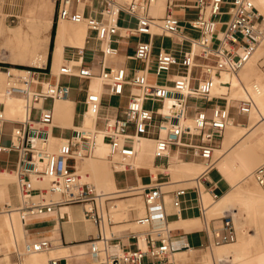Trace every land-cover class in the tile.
Returning a JSON list of instances; mask_svg holds the SVG:
<instances>
[{
	"label": "built area",
	"instance_id": "1",
	"mask_svg": "<svg viewBox=\"0 0 264 264\" xmlns=\"http://www.w3.org/2000/svg\"><path fill=\"white\" fill-rule=\"evenodd\" d=\"M85 1L76 0L77 4ZM103 1L105 6L101 18H95L77 10L72 12L73 0H57L58 19L86 24L104 44L99 75L91 67L66 64L59 70V76L84 80L99 78L109 87L112 96H124L129 87L128 105L123 115L100 125L98 115L102 108V96L88 92L85 103L87 112H96L94 125L85 127L82 124L78 129L73 128L71 136L56 151H50L48 144L53 134L55 115L53 108H45L43 104L67 100L70 86L59 81L43 85L32 70L16 74L7 67L3 69L7 86L0 90V126L11 121L5 116V103L1 100L5 97L18 95L23 98L25 118L12 130L10 146L2 145L3 131L0 128V154H18L17 188L22 201L15 209L25 225L30 220L54 212L59 206L81 205L84 218L93 222L99 230L98 237L91 240L90 251L94 259L88 264H171L169 256L175 249L164 211L165 184L151 178L148 185L124 190L135 191L125 195L142 196L147 208V214L136 220L137 224L147 227L144 246L138 245V249L132 251L114 243L111 235L106 236V226L113 223L105 205L112 200L108 196L110 194L98 193L95 185L81 182V177L76 174V163L95 156L97 138L101 136L110 148L108 158L114 164H124L122 171L134 169L132 160L137 154L136 144L140 138H150L155 142L156 157H169L172 148L184 149L190 158L205 162L207 170L216 166L218 160H214V152L233 119V106L226 95L213 96L214 77L220 76L223 71L231 74L241 71L264 37V16L251 0H185L188 4L183 0H165V13L160 18L151 14L156 0ZM185 9L193 10L192 18L184 20L177 13ZM122 15L135 21L134 27L128 25L125 29L128 35L148 38L138 43L134 56L130 57L144 64V68L135 70L132 76L124 67L106 66V59L119 53L113 43L119 33ZM223 16H228V19L223 21ZM157 37L172 39L171 49L161 47L155 53ZM195 41L199 46L197 53H193ZM188 45L189 49L186 48ZM195 69L201 70L200 77H195ZM193 81L198 82L196 88L192 87ZM38 84L40 89L35 88ZM188 88L192 91L185 93ZM246 94L236 109L239 115L249 116L255 107V100L249 90ZM167 98H174L183 104L184 113L176 116L163 113L161 108ZM191 100L196 103L191 105ZM215 100L225 101V104H214L209 108L208 105ZM199 101L204 104H198ZM149 102L162 103V106L149 108ZM34 110L39 111L38 118L34 116ZM116 156L128 161L115 160ZM40 160L42 166L39 165ZM203 174L193 179L194 185L173 190L171 201L173 207L179 210L186 196L194 192L196 207L208 223V210L219 196L212 194V203L205 202L207 190L201 182ZM253 175L257 183L264 186V165L258 167ZM32 177L55 178L61 183L50 188H35ZM210 221H221L214 231L212 246L237 242V229L229 212ZM51 248L48 240L27 241L23 251L16 247V253L22 258L31 253L48 252ZM62 261L61 258H53L49 264H62Z\"/></svg>",
	"mask_w": 264,
	"mask_h": 264
},
{
	"label": "crops",
	"instance_id": "2",
	"mask_svg": "<svg viewBox=\"0 0 264 264\" xmlns=\"http://www.w3.org/2000/svg\"><path fill=\"white\" fill-rule=\"evenodd\" d=\"M124 2L125 0H121ZM161 1V2H160ZM186 2L185 0H183ZM232 0H227L230 2ZM55 0V8H56ZM165 0H158L156 7L152 8L151 14L154 17L160 18V8L158 3L164 4ZM188 4V2H186ZM28 5V0H0V22L5 24L4 19L12 20L13 22L17 19L24 17L26 7ZM105 3L103 0H87L77 4L76 0H73L72 12L76 10L84 13L86 16H92L95 18H101V12L104 9ZM165 13V10H164ZM182 19L187 20L193 17L194 12L190 9L178 10L177 12ZM22 21L18 26L12 27L9 30L8 34H5V40L9 45L10 54L3 56L0 55V71H3L4 68L8 66H30V54L28 52L20 53L15 49L18 36L26 30V25ZM55 26V33L52 42V28ZM65 27V34L62 38L59 39V30L61 27ZM128 25H121L119 23V33L114 37L113 46L118 49V56L108 57L106 59V66L108 67H124L127 69L130 76H132L135 70H141L144 68V64L139 61L130 59L134 56L136 47L140 41L147 40V36H138L135 34L128 35L127 28ZM134 27V26H131ZM82 31L85 29V37L79 38L77 36V30ZM13 34V35H12ZM190 34V33H188ZM156 41V39H155ZM177 41V40H176ZM172 42V39H171ZM176 46V45H174ZM164 47L163 45L158 47L155 42V53L158 50ZM187 48V47H186ZM104 44L96 38L95 32L89 30L84 23L76 24L70 20H60L57 18V8L56 16L51 20L49 30L47 33L46 41L42 46V51L46 56V61L42 66L31 65L35 72L38 82L40 84L46 85L47 83H55L59 81L63 84H67L71 88L70 97L67 100H61L63 102H71L70 109L72 112L71 126H63L61 124H56L53 127V142L51 143L54 150L58 148L62 139H67L71 136L72 129L75 127H80L82 124H85L86 119L88 118L87 107H86V97L88 92H95L92 90L93 80H84L78 77H71L60 75L55 73L57 68L61 69L66 64H81L83 66L91 67L97 75H99L101 70V62L104 59L103 56ZM14 56V57H13ZM263 68L261 71L264 73V53L259 57V63L257 66ZM260 67V68H261ZM10 68V67H9ZM13 68V67H12ZM259 68V67H258ZM259 68V69H260ZM19 69V68H17ZM98 77V76H97ZM65 80V81H64ZM78 81V84L75 85L74 82ZM40 84L36 85L35 88L40 89ZM130 88H126L124 96H112L109 94V87L102 85L100 93L102 96V108L100 111L99 124H103L106 120L120 117L123 115L127 105L129 97ZM82 94L84 95L83 99L81 98ZM18 96V95H15ZM21 97V96H19ZM22 98V97H21ZM124 98H127V105L120 106L114 103H111L112 100L117 99L119 102H122ZM80 104L84 105V109L80 111ZM214 104L224 105L225 101L215 100ZM45 108H53L55 115L56 102L52 103L47 101L43 104ZM166 109V104L162 111ZM6 112V104H5ZM192 113V111L190 110ZM237 112L236 106H233L231 114ZM211 113V110H209ZM238 113V112H237ZM96 114V112H95ZM93 115L96 117V115ZM34 116L38 118L39 111L34 110ZM56 116V115H55ZM85 116V117H84ZM245 122H236L233 118V121L238 124L244 123V125L249 124V116ZM78 119L80 123H77ZM10 120V119H8ZM55 121V120H54ZM21 122L19 120H11L4 123L0 128L3 131L4 137V128L6 124H12L13 129ZM94 121L90 122L88 125H94ZM85 124V126H88ZM12 129V130H13ZM59 130L61 132H69V136L56 135L55 131ZM12 133V132H11ZM2 137V140H3ZM150 139V138H148ZM152 140V139H150ZM59 141V142H58ZM153 141V140H152ZM223 143V142H222ZM105 144V143H104ZM222 145V144H221ZM220 144H218V147ZM9 155L11 153H1L0 154V168L16 171L18 164V154L15 164L12 166L9 160H4L3 155ZM108 158V157H107ZM107 158L100 159L96 164V180L98 183L102 182V177L107 172V170H113L112 177L114 182V187L107 186L102 188L103 192H98L101 194H111L116 195L117 199L125 195L124 190L148 185L151 182V178H156L159 182L165 184L164 188H170L169 190H164V211L167 215V221L171 229V242L175 251L169 256L171 264H217L216 262L209 263L206 260L207 254L205 251L212 248L211 243L214 240V231L219 228L221 221H209L208 223L203 220L201 217L200 211L196 207L195 193L190 192L185 201L183 202L179 210L175 209L171 201V192L173 190L184 188L185 185L189 184L190 180L195 179L199 175L203 174L201 180L203 186L207 190L205 194L207 198H210L212 194H218L219 197L229 193L233 190V184L228 176L225 175V169L218 163L213 168L205 171L203 170L195 178L188 179H177L173 180V175L176 177H189L194 176L195 169L198 170V166L206 167L205 162L190 158L187 152L184 149L172 148L170 151L169 157H156L154 155L153 167L148 166H135L133 170L122 171L123 168L114 169V163H112V168L109 166ZM122 158V157H121ZM191 162L189 160H192ZM127 160V159H126ZM219 160V159H218ZM128 161V160H127ZM218 162V161H217ZM78 163V162H77ZM76 163V164H77ZM177 163V164H176ZM195 164L197 168L193 169L192 173L185 171L187 169L181 168V164ZM103 164V165H102ZM121 165V164H118ZM124 165V164H123ZM78 167L83 169V162L78 164ZM206 169V168H205ZM84 170V169H83ZM229 170V169H228ZM171 171V172H170ZM2 173V172H1ZM4 174L13 175V173L3 172ZM118 173L130 174L129 180L126 183H119ZM198 174V173H197ZM95 176V175H94ZM188 187V186H186ZM264 190V186H263ZM138 195V194H134ZM135 198H126L118 200V204L121 205L122 212L117 213V216L123 215L124 218L118 222H113L110 226L111 236L114 239V243H119L122 248L136 251L138 245L144 246V239L146 237L147 227L142 226L136 223V220L144 217L147 214V208L144 203L142 196ZM142 198L143 204L139 201V198ZM130 201H134L137 206H130ZM20 202H17L15 199L12 200V204L2 203L0 200V208L7 209L8 206L16 205L19 206ZM214 205L210 206V209ZM15 207V206H13ZM209 209V210H210ZM0 210V212L2 211ZM209 212V211H208ZM235 222V220H234ZM134 225H139V228H133ZM30 227H36L35 230H31ZM117 228L118 230H113ZM25 234L23 238L25 243L28 241H40L48 240L52 244L50 251L46 252V263L49 264V261L54 258L53 252L57 253L62 248H68L72 258L60 257L63 261L75 262V254H83V258L80 261V264H88L94 259L91 251L90 244L93 238H97L99 234L98 227L91 222L86 220L83 214V206L81 205H64L57 207L54 212L43 215L36 219L30 220L27 225H24ZM3 232V233H2ZM254 231L252 234H254ZM107 234V232H106ZM7 236V237H6ZM25 236V237H24ZM4 237V238H3ZM136 237V238H135ZM249 238V237H245ZM5 239V240H4ZM6 241V242H5ZM15 242V248L13 251H10L9 247L12 244L10 236L4 230L0 228V264H33L32 255H25L22 258H19L16 253V247L19 251H23V247L17 242V238L13 239ZM9 243V244H8ZM61 247V249H60ZM76 248V249H75ZM59 249V250H58ZM79 250V251H78ZM214 252V251H212ZM211 253V252H210ZM89 256V257H88ZM92 256V257H91ZM87 257V258H86ZM235 260V261H234ZM234 261V262H233ZM250 261H254L257 264H264V249H255L252 248L249 254V260L247 264H251ZM85 262V263H84ZM149 262V260H148ZM219 264H240V259H233V256L229 260H223L218 262Z\"/></svg>",
	"mask_w": 264,
	"mask_h": 264
},
{
	"label": "bare ground",
	"instance_id": "3",
	"mask_svg": "<svg viewBox=\"0 0 264 264\" xmlns=\"http://www.w3.org/2000/svg\"><path fill=\"white\" fill-rule=\"evenodd\" d=\"M251 1L259 10L260 14L264 16V0H251ZM157 2L158 0L154 2V4L151 7V10L152 8L156 7ZM158 6L160 8L159 11L161 16L162 12L165 10V6L164 4H160V3H158ZM51 20H52V16L50 15L49 12V0H35L33 5L28 7L25 11L23 24L26 25V30L23 31L18 36L15 49L17 50V52L19 51L22 54L28 52L30 54L29 62L31 63V65L42 66L46 61V56L42 51V46L46 41ZM79 30L80 29L77 30V36L83 39L85 37V29L82 31ZM64 34H65V27L62 26L59 30V39L62 38ZM262 40H261L262 43L260 42L261 44H259L257 47L258 50L256 49L257 52L255 51L253 56L247 61V63L244 65L241 71H239L237 74H231L229 72L223 71L220 76L214 77L215 87L213 90V95L215 96L228 95L229 99H234V98L238 99L240 96H242L243 92H245V97H246L247 96L246 92L249 89L255 100V107L252 109L253 111H251L249 114V121H250L249 124L247 125L238 124L235 123L233 119H231L225 131L226 134L224 136V140L221 145V150H223L225 157L221 162H219L220 164L219 166H221L223 170L226 168L225 175L228 176V178L231 180L233 184V189H236L238 191L237 192L230 191L229 193L219 197L214 202V204H212L214 206L211 209L209 208L210 210H208L210 212L209 215L212 217L216 216L219 213H222V215H224L227 212H229L232 215V217L236 218L235 215H237V212H233L234 211L233 207L235 206L236 203H241L246 208L245 209L246 217L250 219H257L259 217L264 218V190L261 189L260 192L258 193V191L252 190L251 187H247L245 184L247 181V177L249 176V175H245L248 168L251 167L254 163H256L260 158L264 157V86L262 84L255 83L253 85H250L249 88H246L244 85L245 82L243 81L245 79H249L253 77V72L255 70L259 72L258 75L261 76V70L258 68L257 62L259 59L258 55L263 51L262 49H264V37L262 38ZM197 52H199V46L195 41L193 45V53H197ZM11 69L12 72L14 73H26L27 71L24 69H17V68H11ZM3 76H4L3 71H0V83H1V79H3ZM101 84L104 85L99 78L94 79L92 83V90H94L95 93L99 92ZM189 91H192V89L188 88L185 93H188ZM1 100L6 104L5 116L7 119L17 120L16 118L24 116L21 122L24 120L25 109H24L23 98L19 96H9L2 98ZM71 104H72L71 102H63L61 100L56 101L55 114L59 116L64 126L72 125L71 124L72 112L70 109ZM165 104H166V109L164 112L162 111L164 107L161 108V111L163 113H165L168 110L171 112V114L170 113L167 114L176 116L180 113L175 112V109L180 108L184 110L183 104H181L178 100L174 98L165 99L164 105ZM182 113H184V111ZM88 114H89L88 118L85 121L86 125L90 124V122L93 121L95 122V118H96L95 116H93L95 114L94 110H89ZM188 122L191 124L190 119ZM90 126L93 125H88L85 127H90ZM78 128L79 127H75V129ZM52 139H53V134L50 136L48 147L50 151H56L57 149L54 150L50 148V143H52L51 142ZM65 140L66 139H62L61 143L65 142ZM154 143H155L154 141L148 138H140L137 141L136 144L137 154L134 160H132L134 166L153 167V160L155 155ZM218 149H216V151ZM109 152H110L109 146L107 144H104L101 136H98L97 147L94 156L95 159H92L94 157L88 159L87 164L83 166V169L90 170L93 172V174L95 173L96 175V164L99 162L100 159L107 158ZM115 158L121 162L122 161L127 162L126 159L121 158L120 156H116ZM84 160H79L78 163L76 164V174L79 176L86 175L87 170H83L78 167V164L84 162ZM42 163H43L42 160H40L39 165L42 166L43 165ZM123 167H124L123 164L114 165V169H120ZM180 167L187 169L185 171L186 172L188 171L189 173H192L193 169L197 168L195 164H187V163L186 165H184V163L181 164ZM202 168L203 166H198V170L195 169L194 174L200 172ZM206 170L207 168L205 169V171ZM112 173L113 170H107V172L104 174V176L102 177V182L100 183L101 189L107 186L108 187L111 186L112 188H115ZM14 179H15V175L0 173V199H3L4 201L6 200L10 201L9 204H12L11 191H10L11 188H10L9 180H14ZM31 182L33 187L35 188H46L49 185L57 186L61 183L59 180L55 178H46V177H42L41 179H36L35 177H32ZM7 210L9 211L0 212L1 230H4L7 233V235L10 236L11 239H15L16 236L18 235L23 236L25 234V230H24L25 224L22 222L20 215L18 214L16 209L15 208L12 209L11 206L7 207ZM237 217L239 219H243V216L241 215H237ZM255 238H256L255 236H251L246 241H239L234 244L219 246L217 247L219 248V250L216 253V257L222 259L221 261L223 260L225 261L227 257L233 256L236 253V255H239L240 258H243L244 255H246L247 253L246 249L248 250L249 246L252 243H255L256 240ZM69 251L70 250L68 248H62L59 252L57 251V253L53 252L54 259L60 257L63 258L68 257L70 260V258H72V255H70ZM45 254L46 252H39V253H31L28 255H33L31 257L33 264H45L46 263ZM74 257H75V262L71 263V261H69L68 264H80V261L83 258V254L77 253L75 254ZM211 257L212 259L215 260L214 255H212ZM251 264H257V263L252 262Z\"/></svg>",
	"mask_w": 264,
	"mask_h": 264
},
{
	"label": "rangeland",
	"instance_id": "4",
	"mask_svg": "<svg viewBox=\"0 0 264 264\" xmlns=\"http://www.w3.org/2000/svg\"><path fill=\"white\" fill-rule=\"evenodd\" d=\"M121 1V0H120ZM127 2H129L130 0H126ZM35 2V0H28V5H27V8L28 7H30V6H32L33 5V3ZM122 2V1H121ZM49 12H50V15L52 16V19H53V17L55 18V16H56V8H55V0H49ZM52 12V13H51ZM164 14V11L162 12V14H161V16ZM164 16V15H163ZM23 17V16H22ZM22 17L21 18H19V19H17L16 21H12L11 19L10 20H7L6 21V17H5V19H4V22H5V24H1V22H0V55L1 54H3V56H6L7 54H10V49H9V45H8V43L6 42V40H5V34H8L9 33V29L10 28H12V27H16V26H18L19 25V23L22 21ZM24 18V17H23ZM121 18H122V20L120 21V24L121 25H131V26H135V21L134 20H129V18H128V16H125V15H122L121 16ZM124 19V20H123ZM223 21H225V20H227L228 19V16H223L222 18H221ZM129 21H130V23H129ZM85 25V28H86V24H84ZM223 28V27H222ZM221 28V29H222ZM190 35L191 36H197L196 34H194V33H190ZM263 41V40H262ZM156 45L158 46V47H160L161 45H163V46H165V47H167V48H169V47H171V45H172V42H171V39H169V38H164V39H162V38H160V37H157L156 38ZM262 43V42H261ZM260 43V44H261ZM217 44V42H215V45ZM187 48L189 49V45L187 46ZM257 50H258V48H257ZM263 50V51H262ZM260 52V54L258 55L259 57L261 56V54L262 53H264V49H262ZM257 52V51H256ZM258 63H259V59H258ZM8 67H10V68H19V69H24V70H34L33 69V67L30 65V66H8ZM258 67L260 68L261 66H260V64L258 65ZM261 69H263L262 67L260 68V70ZM59 68H57L56 70H55V73H59ZM200 72H201V70L200 69H195L194 70V75H195V77H200ZM258 73L259 72H257L256 70L253 72V77H251V78H249V79H245V80H243L245 83H244V85H245V87L246 88H249V86L250 85H253V84H262L263 86H264V73L261 71V76H259L258 75ZM17 74V73H16ZM25 74V73H24ZM7 78H6V76L4 75L3 76V79H1V85H0V90H3L4 88H6V86H7ZM65 81V80H64ZM197 81H193V84H192V87L193 88H196L197 87ZM74 84L75 85H77L78 84V81H75L74 82ZM249 90V89H248ZM250 91V90H249ZM136 94H137V92H136ZM213 96H215V95H213ZM83 97H84V95L82 94V96H81V98L83 99ZM218 97V96H217ZM226 98H227V100L229 101V104L230 105H232V106H238V104H239V101L240 100H243L244 98H245V92H243V94H242V96H240L238 99H229L228 98V95H226ZM215 101H213L212 103H210L209 105H208V107L209 108H211V105L214 103ZM111 103H114V104H116V105H120V106H126L127 105V98H124L123 100H122V102H119L117 99H114V100H112L111 101ZM196 102L194 101V100H191L190 101V104L192 105V104H195ZM198 104H204V102L202 103V102H198ZM162 106V103H158V102H149L148 103V107L149 108H153V109H157V108H159V107H161ZM84 109V105L83 104H80V111H82ZM184 110H182V109H180V108H177V109H175V112H177V113H182ZM253 111V110H252ZM165 113H170L171 114V112L170 111H166ZM56 115V114H55ZM190 115H191V112H190ZM24 117V116H23ZM23 117L21 116V117H18V118H16L17 120H19V119H23ZM232 117H234V120L236 121V122H245V121H247V117L245 116V115H239L237 112H233V114H232ZM55 123L56 124H61V125H63V122L60 120V118H59V116H55ZM77 123H80V120L78 119V121H77ZM242 124H244V123H242ZM13 126L14 125H12V124H6V126H5V128H4V137H3V140H2V145L3 146H10V143H11V132H12V129H13ZM64 126V125H63ZM90 127H92V126H90ZM55 134L56 135H64V136H69V132H61V131H59V130H56L55 131ZM225 134H226V132L224 133V136H225ZM53 140L54 139H52V141L51 142H53ZM223 140H224V137L220 140V142H219V144H220V147H219V149L217 150V151H215L214 152V160H218V162L216 163V165L219 163V162H221L223 159H224V157H225V154L223 153V150H221V144H222V142H223ZM59 142V141H58ZM60 146V145H59ZM154 147H155V143H154ZM50 148L51 149H54V146L52 147V145H51V143H50ZM58 149V148H57ZM222 153H221V152ZM3 159L4 160H9L10 162H11V164H12V166L15 164V162H16V160H17V153H15V152H12L11 154H9V155H7V154H5V155H3ZM88 159H90V158H87V159H85L84 160V162H83V166L84 165H86L87 164V161H88ZM92 159H95V157L94 158H92ZM115 160H117L116 158H115ZM107 161H108V164H109V166L112 168V163H111V160L109 159V158H107ZM189 161H191V162H194L193 161V159L192 160H189ZM262 165H264V157H262V158H260L256 163H254L251 167H249L248 168V170H247V172L245 173V175H249L248 177H247V181H246V186L247 187H251V189L252 190H255V191H258V193L260 192V190L261 189H263V186H261V185H259L258 183H257V181H256V179L254 178V171L258 168V167H260V166H262ZM205 168L206 167H203L201 170H200V173L203 171V170H205ZM84 170H87V169H84ZM9 172V173H13V175H15V179L14 180H9V182H10V191H11V198H12V200L13 199H15L17 202H20L21 200H20V196H19V192H18V188H17V181H18V178H17V173H16V171H11V170H6V169H1L0 168V173L2 172ZM171 172V171H170ZM199 172H198V174L196 173V174H193L194 176H189V177H187V176H185V177H176V176H174L173 175V180H177V179H188V180H190L191 178H195L196 176H198L199 174H200ZM95 175V173L93 174V172L92 171H90V170H87L86 171V175L85 176H80L81 177V182H88V183H90V184H93V185H95L96 186V189H97V191L98 192H103V190L100 188V183H98L97 182V180L95 179L96 178V175ZM131 175L130 174H126V173H118V181H119V183H126L128 180H129V177H130ZM17 178V179H16ZM39 179H41V178H39ZM194 181L195 180H190V182H189V184H187V185H185L184 187H186V186H192V185H194L195 183H194ZM51 186L49 185L48 187H46V188H50ZM170 188H164V190H169ZM231 191H233V192H237L238 190H236V189H233V190H231ZM133 192H135V191H130V192H125V194H127V193H133ZM112 200L111 201H109V204H105L106 206H107V211H108V215L110 216V218H111V220L113 221V222H118V221H120V220H122L123 218H124V216L123 215H121V216H117V213H121L122 212V209H121V205L120 204H118V200H121V199H126V198H135V197H139L138 195H123L121 198H118L117 199V197H116V195H108ZM204 198H205V202L207 203V204H210V203H212V199L211 198H207L206 197V195L204 196ZM1 201H2V203L4 204V203H8L9 204V202L10 201H8V200H6V201H4L3 199H0ZM139 201L141 202V204H143V202H142V198L140 197L139 198ZM130 206H137L135 203H134V201H130ZM13 206H15V207H13ZM12 206V209L13 208H17V206L16 205H13ZM114 206H116V207H114ZM245 207L241 204V203H236L235 204V206L233 207V212H237V215H241V216H243V219H239L238 217H237V215H235L236 216V218H234V220H235V226H236V229H237V233H238V240H237V242H239V241H246V240H248L251 236H255L256 238V240H255V243H252L250 246H249V248H248V250L246 249V255H244V257L243 258H240V256L239 255H236V253L233 255V259H237V257L240 259V264H247V262H248V260H249V254H250V252H251V250H252V248H255V249H264V218H262V217H259V218H257V219H250V218H248V217H246L245 216ZM0 210H2V208H0ZM2 211H9V210H7V209H5V208H3V210ZM210 214V212H208L207 213V221H210L212 218H219V217H221V216H223L222 215V213H219V214H217L216 216H210L209 215ZM230 214V213H229ZM231 215V214H230ZM232 216V215H231ZM140 226L139 225H134L133 226V228H139ZM141 228V227H140ZM30 229L31 230H35L36 229V227L34 228V227H30ZM113 230H118L117 228H114ZM254 231H256L254 234H252ZM106 232H107V236L108 237H110V235H111V232H110V226H106ZM245 237H249V238H245ZM16 238H17V242L19 243V245H21L23 248H24V245H25V240H24V238H23V236L22 235H18V236H16ZM11 240H13V239H11ZM12 242H14V241H12ZM236 242V243H237ZM234 244V243H233ZM217 247H219V246H212V248H210V249H208V250H206L205 251V254L206 253H208L207 254V257H206V260L209 262V263H212L213 261L212 260H214V259H212V255H214L215 256V260H214V262H216L217 264H219L218 262H221V260L222 259H220V258H217L216 257V253H217V251L219 250V248H217ZM10 249V251H13L14 250V248H15V242L14 243H12L11 245H10V247H9ZM212 251H214V252H212ZM211 252V253H210ZM33 256V255H32ZM31 256V257H32ZM24 257V256H23ZM230 257H232V256H229V257H227L226 259L227 260H229L230 259ZM225 259V260H226ZM210 261H212V262H210ZM235 261V260H234ZM233 261V262H234ZM251 263L252 262H254V261H250Z\"/></svg>",
	"mask_w": 264,
	"mask_h": 264
},
{
	"label": "trees",
	"instance_id": "5",
	"mask_svg": "<svg viewBox=\"0 0 264 264\" xmlns=\"http://www.w3.org/2000/svg\"><path fill=\"white\" fill-rule=\"evenodd\" d=\"M54 33H55V26L52 28V32H51V35H52V42H53V38H54Z\"/></svg>",
	"mask_w": 264,
	"mask_h": 264
},
{
	"label": "water",
	"instance_id": "6",
	"mask_svg": "<svg viewBox=\"0 0 264 264\" xmlns=\"http://www.w3.org/2000/svg\"><path fill=\"white\" fill-rule=\"evenodd\" d=\"M62 264H65V261H62Z\"/></svg>",
	"mask_w": 264,
	"mask_h": 264
}]
</instances>
